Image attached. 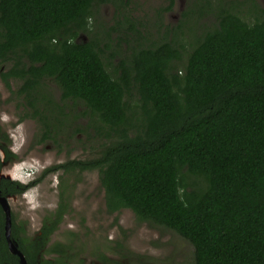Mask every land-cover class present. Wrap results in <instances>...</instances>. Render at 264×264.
<instances>
[{
  "label": "trees",
  "instance_id": "1",
  "mask_svg": "<svg viewBox=\"0 0 264 264\" xmlns=\"http://www.w3.org/2000/svg\"><path fill=\"white\" fill-rule=\"evenodd\" d=\"M110 1L0 0V76L12 92L11 81L20 83L15 93L27 111L20 119H38L42 138L56 139L67 105L108 139L98 156L45 173L97 170L109 213L130 208L139 220L175 231L193 245L192 264H264V7L253 3L246 18L230 3L204 0L201 8L216 17L212 28L189 41L181 24L145 46L134 39L125 61L113 65L99 39L78 40L93 32L95 5ZM126 25L137 30L131 19L113 29ZM25 187L0 183L3 195ZM64 200L37 242L21 236L12 215L11 238L28 264H68L37 262L66 213ZM5 220L0 204V264H21L8 248ZM55 250L62 254L64 244Z\"/></svg>",
  "mask_w": 264,
  "mask_h": 264
},
{
  "label": "rangeland",
  "instance_id": "2",
  "mask_svg": "<svg viewBox=\"0 0 264 264\" xmlns=\"http://www.w3.org/2000/svg\"><path fill=\"white\" fill-rule=\"evenodd\" d=\"M220 0H214L219 2ZM241 11L244 17H253L255 3L264 7V0H221ZM204 0H125L124 5L110 1L93 8L90 21L93 32H80L79 41L96 37L105 48L107 62L119 63L130 54L134 39L138 44L158 41L164 30L181 24L186 40H193V32L199 33L215 25L216 17L207 7L201 8ZM131 19L136 29L123 26L113 29L116 22ZM108 36H107V32ZM109 37V38H108ZM138 39L140 41H138ZM108 46H106V44ZM0 64V69H1ZM19 81L12 80V92L0 76V146L6 145L16 154L18 163L11 172H21V167L32 169L34 185L26 196L12 195L10 207L16 225L25 229L21 236L29 242L40 241L41 227L49 218L55 219L61 199L69 202L66 213L57 229L48 237L45 247L37 255V262L60 259L68 264H192L194 247L175 231L148 221L139 220L130 208L109 213L105 206V192L100 184L97 170L65 172L57 169L45 173L47 167L70 159H87L100 154L108 139L88 127L87 116L75 118V110L65 106L68 116L59 127L56 139L42 138V126L36 118L21 120L27 111L15 91ZM47 90L60 100L59 86L48 81ZM134 100V99H133ZM81 109L80 106H76ZM48 114L49 122L60 114ZM82 126L87 134L76 131ZM7 135L10 141L3 140ZM7 163L12 169L14 162ZM20 175V173L18 174ZM64 200V201H65ZM64 244L62 254L53 252L56 243Z\"/></svg>",
  "mask_w": 264,
  "mask_h": 264
},
{
  "label": "flooded vegetation",
  "instance_id": "3",
  "mask_svg": "<svg viewBox=\"0 0 264 264\" xmlns=\"http://www.w3.org/2000/svg\"><path fill=\"white\" fill-rule=\"evenodd\" d=\"M9 141H10V139H9ZM10 152H12V151L10 150ZM12 153L14 154L13 157L11 156V158H8L7 154H6V150L4 149L3 145L0 146V162L2 163V166L0 168V183L3 180L11 179V180L18 181L20 184H23L26 187H25V189L22 190V192L17 193V194H6V195H3V194H1V190H0V195L6 197L8 199L9 204H10L9 200H10L12 195H24V196H26V193L28 192V190L31 189L32 187H34V185L31 186V184L34 183V180H35L33 178V173H32L34 171L32 169H30V168L29 169H25L24 166L21 167V168H18V169H21V172H18V174L20 173V175H18V174L15 175V174H13L11 172V170H13L15 168V166L18 165L17 162L13 161L16 158V154L14 152H12ZM11 161L14 162V165H13L12 169H9V168L6 169L7 168L6 167L7 163H11ZM1 207H2V205H1ZM2 209H3V207H2ZM10 209H11V207H10ZM3 212H4L5 216H6V213H5L4 209H3ZM11 218H12V212H11ZM5 223H6V220H5ZM42 227H43V225H42ZM42 227H41V230H42ZM41 235H42V232H41ZM11 239L17 244V247L20 250L19 245H18L19 243L17 242V240L13 239V238H11ZM8 248H9V246H8ZM10 252H12V251L10 250ZM39 252H38V254H39ZM104 264H108V263H104Z\"/></svg>",
  "mask_w": 264,
  "mask_h": 264
},
{
  "label": "water",
  "instance_id": "4",
  "mask_svg": "<svg viewBox=\"0 0 264 264\" xmlns=\"http://www.w3.org/2000/svg\"><path fill=\"white\" fill-rule=\"evenodd\" d=\"M0 204L2 205L6 213L5 236L8 242L9 249L13 253L19 256L21 264H27L24 254L18 249L17 244L11 239V225H12L11 219L12 218H11V209H10V204L8 202V199L0 195Z\"/></svg>",
  "mask_w": 264,
  "mask_h": 264
}]
</instances>
